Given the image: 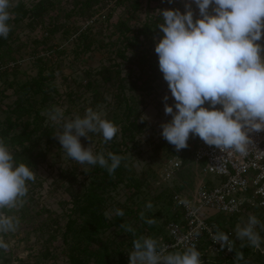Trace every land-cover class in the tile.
Here are the masks:
<instances>
[{
	"label": "rangeland",
	"instance_id": "1",
	"mask_svg": "<svg viewBox=\"0 0 264 264\" xmlns=\"http://www.w3.org/2000/svg\"><path fill=\"white\" fill-rule=\"evenodd\" d=\"M32 1L35 0H24L25 3ZM14 2L15 0H12V4ZM59 2V9L55 13L44 16L45 25L28 29L26 21H23L16 27L17 39L11 43L10 59L0 62V89L4 94V97L0 98L1 118L3 116L1 110H4L5 106L15 98L13 94L15 86L8 88L6 82L12 79L14 83L20 82L35 76L38 70V64L34 62L36 57L43 60V74L51 70L50 83L56 88L57 94L53 95L41 114L44 116L43 126L52 128L53 135L60 130V124L63 122L49 118L53 109H60L64 118L71 119L74 115L83 116L85 109L91 108L114 123L115 86L102 85L95 72L103 66L114 64L118 65L121 77L127 72H130L132 77L138 75L139 65L136 56L142 49L154 52V44L160 38V35H157L150 42L144 41L140 49L133 53L126 49L127 59L123 60L115 55L117 48H123V43L117 39L115 24L124 21L130 28L136 29L144 21H152L159 16L161 9H179L183 12L188 0H171V2L138 0L139 6L134 12L129 7L130 0H96V3L91 2L88 12L82 15L72 10V0ZM190 6L193 18L196 19L198 15L196 6L194 4ZM91 19L93 22L89 23ZM48 29L54 31L49 33ZM83 31L91 42L89 49L84 52L82 41L77 39L79 32ZM259 43L264 44L262 39ZM89 79L93 80V83L97 81L99 85L102 102L96 105L92 104L91 92L86 88ZM166 94L168 100L162 101V97ZM124 96L129 104H133L134 114L139 116L138 122L144 120L145 126L141 134L135 136L132 141L119 145L117 149L124 152L128 175L141 179V187L135 195H131V190L124 183L108 187L104 195L105 214L112 219L117 208L123 210L128 206L134 209L140 205L143 208L146 202H150L152 207L145 210L148 217L153 219L155 228L159 230L158 235L150 237L156 239L158 244L159 239H164L166 236L165 227L168 222L180 214V209L173 205V198L177 195L180 199L188 201L199 185L203 183L209 185V182L218 181V178L211 175L204 176L200 164L194 162L192 158L198 136L190 134L186 142L187 147L179 151L160 136V124L171 118L163 112L164 103L173 104V98L160 71L159 79L152 83L150 91H125ZM120 110L122 108H116L118 114ZM116 127V142L120 143L122 137L119 134L118 123ZM79 139L82 146L89 145L94 153L109 152V145L102 143V137L98 132L88 133V139L85 137ZM43 145L41 143L42 148ZM46 152L44 162L39 164L34 172L33 180L39 185L34 189L31 200L24 203L25 216L20 218L13 214L18 218L19 223L15 232L5 234L4 238L9 244L10 254L8 261L1 263L0 260V264H66L63 255L58 253L61 243L56 233L58 227L64 224L65 214L69 208V197L64 191L62 178L64 172H73L77 180L84 183L87 180L84 172L89 170L91 165L79 164L68 158L55 136L51 143L46 144ZM204 215L216 221L222 231L231 233L239 253L241 246L245 251L241 252L242 259L238 262L234 261L235 255L227 260L206 255L200 257L202 264H264V251H262L264 209L245 210L233 216L207 210ZM250 215L255 216L259 221L254 226V231L261 237L260 249L250 246L246 240H239L235 236L236 226H245ZM53 220H56V223ZM122 225L130 226L135 230L141 225V220L133 216H123L120 225H114L103 234V237L110 241L111 247L119 244L118 251L111 254L115 261L123 262L128 260V253L132 250V246L129 245L132 237ZM55 234V240L49 243V236ZM46 248L49 250L55 248L54 257L42 256L41 253Z\"/></svg>",
	"mask_w": 264,
	"mask_h": 264
},
{
	"label": "clouds",
	"instance_id": "2",
	"mask_svg": "<svg viewBox=\"0 0 264 264\" xmlns=\"http://www.w3.org/2000/svg\"><path fill=\"white\" fill-rule=\"evenodd\" d=\"M191 4L196 6V19ZM11 7L12 0H0V38L8 36ZM159 16L156 27L162 35L154 44V52L173 98V104L164 103L163 112L171 118L160 124V136L177 151L187 147L191 134L221 151L245 154L251 144L249 133L264 130V44L259 43L264 29V0H188L183 12L161 9ZM167 100L166 94L162 101ZM49 118L63 121L54 136L71 160L98 165L109 175L120 165L121 156L94 153L80 142V137L88 139V133L98 132L104 141L113 138L116 125L100 113L86 108L83 116L68 119L60 109H53ZM34 172L29 164L15 161L0 139V250L9 247L4 234L16 231L19 220L9 212L22 207L26 181L34 179ZM177 203L187 206L188 201L180 199ZM151 207L150 202L145 203V208ZM114 214L120 217L123 211L117 208ZM139 216L147 224L154 222L145 218L143 211ZM258 223L250 215L245 226H236V238L260 249L261 237L254 231ZM122 227L135 234L130 226ZM193 235H199L198 229ZM182 239L177 238V244ZM211 240L220 248L232 250L233 242L223 231L213 233ZM128 257V264H202L194 245L168 251L150 236L134 238ZM241 259L242 254L235 253L234 261Z\"/></svg>",
	"mask_w": 264,
	"mask_h": 264
},
{
	"label": "trees",
	"instance_id": "3",
	"mask_svg": "<svg viewBox=\"0 0 264 264\" xmlns=\"http://www.w3.org/2000/svg\"><path fill=\"white\" fill-rule=\"evenodd\" d=\"M59 1L35 0L25 3L24 0H15L9 9L10 18L7 23L10 25V30L8 36L0 38V62L10 59L11 43L17 39L16 27L23 21H26L25 24L28 29H33L37 25L41 27L44 24V16L55 13L59 9ZM91 2L96 3V0H72V10L79 12L81 15L85 14L91 8ZM129 5L132 12L136 11L139 6L138 0H130ZM88 14L91 15V13ZM65 15L68 16V14ZM160 21V16H157L152 21H144L136 29L130 28L124 21L117 22L114 27L118 32L117 39L123 43V48H117L115 55L126 60V49H129L132 53L136 52L144 44V41L150 42L154 36H161L162 33L156 27V24ZM47 31L52 33L54 30L48 29ZM77 39L82 41V51H87L91 42L85 32H79ZM33 42L39 44L37 41ZM135 59L139 65V70L138 75L133 77L130 72L121 77L118 65L114 64L103 66L95 72L102 85L115 86L114 97L116 102L113 107V124L118 123L119 134L122 139L120 143L116 142V132L111 140L104 141L102 138V143L109 145V152L121 156L122 159L120 165L111 175L108 174L105 168L91 165V168L84 172L87 177L84 183L79 182L73 172H64L62 179L64 181V191L69 197V208L65 214L64 224L58 227L56 233H58L61 243L58 253L63 255L66 264H88L89 262L93 264H127V261H115L112 256L113 253L118 251L119 244H114L111 247L108 238L103 237L106 230L114 225H120L123 216H133L137 220H141V225L134 230L135 234L128 232L132 237L129 243L130 246H132V240L136 237L147 235L154 237L159 234V230L155 228L154 223L147 224L139 216V213L143 211L144 217L149 218L145 210V204L143 208L140 205L134 209L125 206L122 210L123 215L120 217L114 215L112 219L106 216L104 207L106 203L104 195L108 187L124 183L131 190V195L137 194L141 187V179L128 175L124 152L117 149L119 145H124L127 141H132L135 136L141 134L145 126L144 120L138 122L139 116L134 114L133 104H129L124 92L150 91L152 83L159 79V69L155 52L142 49ZM34 62L38 64L35 76L20 82L14 83L13 79L6 82L8 88L15 86L13 88L15 98L5 106L4 110H1L3 116L0 117V139L5 141L15 161L29 164L35 171L37 166L45 160L47 154L46 144L51 143L54 137L52 128L43 126L44 116L41 112L49 100L53 98V95L57 94V90L50 83L51 70H48L47 74H43V60L36 57ZM98 86L97 81L93 83V80L89 79L86 82V88L91 92L93 105L102 102ZM3 95V90L0 89L1 99L4 97ZM116 108H122L119 114ZM41 143L44 144L43 148ZM38 185L39 183H35V180L26 181L27 192L23 198L24 203L31 200L32 193ZM24 203L18 210H10L9 214H16L23 218L25 216ZM53 222L56 223V220H53ZM49 237L48 242L50 243L51 240H55L56 234ZM237 247L235 244L233 256L238 252ZM240 249V253L245 251L243 246ZM54 251L55 248L51 250L46 248L41 254L43 257H54ZM6 253L8 256H6ZM9 254V249L6 251L0 250L1 263L8 261Z\"/></svg>",
	"mask_w": 264,
	"mask_h": 264
},
{
	"label": "built area",
	"instance_id": "4",
	"mask_svg": "<svg viewBox=\"0 0 264 264\" xmlns=\"http://www.w3.org/2000/svg\"><path fill=\"white\" fill-rule=\"evenodd\" d=\"M92 22L93 19L89 21ZM204 106L207 107V104ZM215 107L219 108L220 105ZM249 136L251 144L245 154L232 150L221 151L205 144L198 137L192 158L200 164L204 176L211 175L218 178V181L199 185L187 206L177 203L180 200L177 195L173 198V205L180 209V214L168 222L165 227L166 236L159 239L158 246L175 251L194 245L200 257L210 255L226 260L233 257L235 243L231 233L223 231L233 242L232 250L220 248L218 242L211 240V235L222 230L216 221L208 219L204 214L212 210L233 216L245 210L264 209V130L249 133ZM194 229H198V236L193 235ZM177 238L184 239L177 244Z\"/></svg>",
	"mask_w": 264,
	"mask_h": 264
}]
</instances>
